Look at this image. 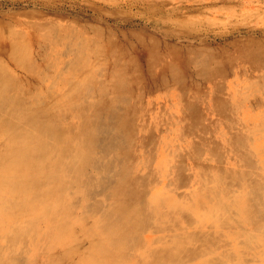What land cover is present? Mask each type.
<instances>
[{"label": "bare ground", "instance_id": "6f19581e", "mask_svg": "<svg viewBox=\"0 0 264 264\" xmlns=\"http://www.w3.org/2000/svg\"><path fill=\"white\" fill-rule=\"evenodd\" d=\"M54 46L35 96L0 66V264H264V124L209 127L174 71L157 118L138 81Z\"/></svg>", "mask_w": 264, "mask_h": 264}, {"label": "rangeland", "instance_id": "374dc122", "mask_svg": "<svg viewBox=\"0 0 264 264\" xmlns=\"http://www.w3.org/2000/svg\"><path fill=\"white\" fill-rule=\"evenodd\" d=\"M54 44H74L86 53L91 49L94 69H116L124 82L138 81L146 90L144 102L160 98L153 106L157 118L171 114L163 111L170 94L165 90H182L169 76L174 71L187 75L184 90L200 91L187 98L209 127L219 125L218 115L231 117L239 129L264 124V92L250 98L254 90H264V0H0V47L14 46L16 55L0 53V66L12 75L13 84L33 96L46 90V82L27 69L46 64L48 74H42H55L47 61V53L57 49ZM191 53L194 60L184 72L182 62ZM203 59L205 68L199 63ZM160 78L165 85L158 83ZM148 90H159L158 95ZM232 107L237 113L230 116ZM257 258L264 260V251Z\"/></svg>", "mask_w": 264, "mask_h": 264}]
</instances>
